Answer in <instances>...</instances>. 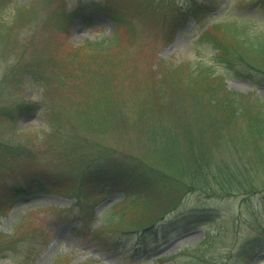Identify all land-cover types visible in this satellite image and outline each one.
<instances>
[{
    "label": "trees",
    "instance_id": "obj_1",
    "mask_svg": "<svg viewBox=\"0 0 264 264\" xmlns=\"http://www.w3.org/2000/svg\"><path fill=\"white\" fill-rule=\"evenodd\" d=\"M37 1L43 8L52 2H33ZM11 2L0 0V54L17 57L13 62L10 56L11 62L0 77V121L11 131L0 135V165L8 168L22 162L18 171L47 172L52 190L42 186L40 190L85 202L95 195L122 193V198L103 212L97 214L91 209L88 216H81L80 224L73 228L76 233L101 248L115 249L112 244L121 238L118 233L146 235L165 228V236L169 229L185 230L207 221L205 213L192 221L188 220L189 213L178 210L176 199L189 191L247 197L264 189V93L258 97L230 89L226 84L231 72L235 77L264 84V32L249 34L247 27L235 18L209 21V16L196 24V41L215 50L210 64L204 65L202 60L195 64L162 62L153 70L158 76L152 88L143 81L141 89H122L124 83L117 87L114 80L118 64L108 54L109 47L118 41L117 34L109 41L87 42V57L91 53L96 58H81L78 48L66 55L57 54L50 44V48L33 45L26 58L19 51L25 50V38H21L19 28H34L37 13L31 4H19L14 6L12 18H3L2 11ZM198 13L196 10L195 15ZM72 15L73 12L68 13L69 20ZM113 17L134 33L128 18L119 13ZM47 18L41 15L40 20L45 23ZM98 58H102L101 65L94 64ZM215 64H223L227 72L216 73ZM31 78L48 86L43 95L44 101L51 95L50 101L45 105L41 102L40 108L37 102L26 98L10 106L2 103L5 89L23 90ZM183 102L187 107H183ZM130 109L135 114L133 121L146 124V130L143 125L139 127L142 137L137 140V152L106 141L122 130L121 122L130 119ZM33 110L44 116L48 126L44 135L36 134L35 138L32 129L23 132L16 125ZM17 133L28 135L33 142L17 141ZM42 154L50 155L46 158L54 168L38 163ZM28 191L14 188L12 199ZM9 202L12 200L5 203ZM3 209L5 206L0 207V211ZM170 211L174 214L167 219L165 215ZM96 215H102L103 221L93 226ZM23 224H28L31 234H22L20 240L37 238L40 244L46 242L41 229L26 219L18 227ZM17 229L12 228L11 233ZM113 237L116 239L112 241ZM243 239L237 240L242 244L232 247L229 253L238 251L240 259H244L256 249H264V232L259 228L246 232ZM203 255L194 254L199 259L194 264H201ZM227 259L231 260L230 255ZM69 260L58 258L52 264H69ZM206 261L211 264L214 260Z\"/></svg>",
    "mask_w": 264,
    "mask_h": 264
},
{
    "label": "rangeland",
    "instance_id": "obj_2",
    "mask_svg": "<svg viewBox=\"0 0 264 264\" xmlns=\"http://www.w3.org/2000/svg\"><path fill=\"white\" fill-rule=\"evenodd\" d=\"M33 1L12 0L1 14L3 18H12L14 6L19 4H31L37 13L33 18L38 21L34 28H19L21 38H25V50L19 51H23L26 58H29L33 45L47 48L51 45L55 48L54 53L63 55L78 48L79 56L86 58L89 53L87 42L101 39L109 41L117 34L118 41L108 46V54L118 64L114 80L117 87L124 83L122 89H141L143 81L152 88L153 80L158 76L153 70L162 62L172 65L189 61L195 64V61L202 60L204 65L210 64L215 50L206 45L202 47L196 41V24L209 16V21L235 18L247 27L249 34L264 32V0H52L48 8H43L39 1ZM197 8L199 13L195 15ZM70 11L76 12V15L68 23L63 20L62 15ZM50 12L53 14L49 17ZM114 13L130 20L133 34L128 26L116 23ZM41 15L48 17L45 23L41 22ZM10 56L15 62L17 57L13 59V55ZM10 56L0 54V77L7 69L8 61L11 62ZM91 56L94 55L90 53L87 58ZM101 59L95 60L94 64L101 65ZM214 68L216 73L227 72L223 64H215ZM44 74L47 75V71ZM233 74L231 72L226 78L228 88L262 97L263 83L256 85L247 77H235L237 75ZM47 87L40 80L31 78L23 90L5 89L2 103L10 106L26 98L37 102L40 108ZM253 95H249L250 98H254ZM48 96L52 98L51 95ZM49 98H45L43 105L50 101ZM182 104L187 107L186 103ZM131 112V109L127 110L130 119H123L120 127H123L122 130L114 132V136L111 135L106 141L137 152V140L142 137L139 127L143 125L146 130V124L141 122L139 125L133 121L135 114ZM3 125L4 122L0 121V135L11 133L9 126L4 128ZM16 125L21 130L32 129L31 135L34 138L36 134L44 135L48 128L44 116L35 110L23 115ZM1 127L6 131H2ZM15 138L17 141L26 139L33 142L28 135L22 133L15 134ZM41 149L46 151L44 147ZM49 156L40 155L38 163L52 169L53 162L46 158ZM21 164L23 163L15 162L8 168L0 165V206H5L0 211V231L5 234L0 235V264H52L64 257L71 259L69 264H194L199 260L194 254H204L201 264H207V258L214 260L210 261L211 264H264L262 248L252 251L244 259H240L238 251L229 253L232 247L242 244L246 232L255 228L264 232V189L247 197L223 196L219 193L210 195V192L198 189L189 191L184 197L176 199L178 210L189 213L191 217L188 220L192 221L205 213L207 221L198 226H187V229L175 234L169 229L171 235L158 240L153 239L156 236L153 235L139 244L136 243L134 233L123 236L118 233L121 238L117 240V247L104 249L93 244L90 239L75 234L72 230L75 222L62 219L63 214L52 209L55 207L64 210L73 199L35 190L31 194L16 196L12 205L10 202L5 203L9 187L13 184L22 185L31 179H39L44 184L40 171H18ZM121 197L120 191H114L109 196L95 195L86 202L81 199V205L70 209V216H66H88L90 206L96 213L103 212ZM10 200L13 201L12 198ZM25 219L41 229L45 243L40 244L37 238L20 240L22 234H31L28 224L18 227ZM75 221L77 223L79 220ZM100 221H103V216H96L93 225H98ZM12 228L17 229L13 234ZM239 239L243 240L237 241ZM13 241L17 242L14 244ZM229 255L231 260L227 259Z\"/></svg>",
    "mask_w": 264,
    "mask_h": 264
}]
</instances>
